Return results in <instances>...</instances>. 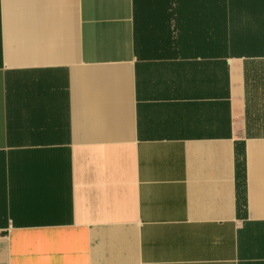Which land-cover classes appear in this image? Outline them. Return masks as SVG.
Segmentation results:
<instances>
[{
    "label": "crops",
    "instance_id": "obj_1",
    "mask_svg": "<svg viewBox=\"0 0 264 264\" xmlns=\"http://www.w3.org/2000/svg\"><path fill=\"white\" fill-rule=\"evenodd\" d=\"M0 264H264V0H0Z\"/></svg>",
    "mask_w": 264,
    "mask_h": 264
}]
</instances>
